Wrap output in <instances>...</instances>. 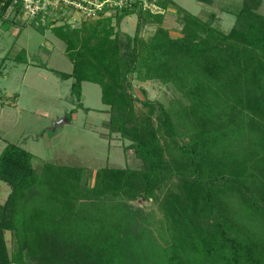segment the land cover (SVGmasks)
<instances>
[{"label": "trees", "instance_id": "16d2710c", "mask_svg": "<svg viewBox=\"0 0 264 264\" xmlns=\"http://www.w3.org/2000/svg\"><path fill=\"white\" fill-rule=\"evenodd\" d=\"M262 4L243 0L229 31L216 12L182 9L177 37L143 0L77 27L47 26L66 44L73 69L60 76L73 79L79 105L83 82L99 84L110 135L128 140L141 164L101 167L89 184L85 168L47 162L38 170L32 152L7 143L0 264H264ZM133 13L130 34L120 25ZM147 23L158 26L145 37ZM133 79H158L181 96L168 106L139 99ZM138 198L158 204V233Z\"/></svg>", "mask_w": 264, "mask_h": 264}, {"label": "rangeland", "instance_id": "374dc122", "mask_svg": "<svg viewBox=\"0 0 264 264\" xmlns=\"http://www.w3.org/2000/svg\"><path fill=\"white\" fill-rule=\"evenodd\" d=\"M144 1L156 9L149 0ZM175 1L200 17L207 18L216 12L224 31L233 27L235 12L243 4V0H213L212 4L198 0ZM259 11L264 14V0ZM136 21V14L126 16L120 25L121 30L134 34ZM180 22L177 13L172 12L167 15L165 26L176 35ZM154 29L148 25L141 33L148 37ZM22 49L25 55L17 60ZM65 49V42L51 27L37 25L22 14L0 15V153L7 143H16L32 152L36 169L47 162L83 167L89 184L94 172L101 167L137 168L141 160L134 149L124 148L129 141L121 139L118 134L110 135V113L102 101L101 86L83 82V105L80 106L71 91L73 79L60 76L61 72L73 69ZM132 82L139 99L148 97L168 106L181 96L172 84L158 79H133ZM137 104L141 106L140 102ZM60 120L62 122L55 125ZM0 185V201L4 202L11 187L2 181ZM134 205L140 206L138 203ZM140 207L158 233L163 218L158 204L149 200ZM6 237L12 249L11 232L8 231Z\"/></svg>", "mask_w": 264, "mask_h": 264}, {"label": "built area", "instance_id": "2783aa9c", "mask_svg": "<svg viewBox=\"0 0 264 264\" xmlns=\"http://www.w3.org/2000/svg\"><path fill=\"white\" fill-rule=\"evenodd\" d=\"M134 0H0V14L24 15L37 25L55 26L68 22L77 27L82 21L110 15ZM13 13V14H12ZM3 15V16H4Z\"/></svg>", "mask_w": 264, "mask_h": 264}, {"label": "crops", "instance_id": "0c3cea01", "mask_svg": "<svg viewBox=\"0 0 264 264\" xmlns=\"http://www.w3.org/2000/svg\"><path fill=\"white\" fill-rule=\"evenodd\" d=\"M144 1V0H143ZM148 1V0H147ZM150 1V4H152L153 6H155V8L156 9H153L151 6H148L145 2L146 1H144V4H145V7H149L153 12H160V13H162L163 15H164V26H165V22H166V19H167V15L168 14H171L172 12H174V13H177V15L180 17V20H181V22H180V28H179V32L176 34V35H173L172 33H171V31H170V33L173 35V36H180L181 35V26H182V24H183V22H182V19H181V16H182V14H183V11H182V9H184L183 7H180L179 5H178V3L175 1V0H172V1H174L175 3L173 4V3H169L168 4V6H166V7H163V6H160V5H158V3H155V1L154 0H149ZM133 14H136L137 15V13H133ZM202 18H204V17H202ZM124 20V19H123ZM123 20H122V22H123ZM137 22H138V16H137V21H136V24H137ZM121 25H122V23H121ZM152 26V27H155V29H154V31L156 30V28H157V26H158V24H156V23H147L144 27H147V26ZM166 27V26H165ZM122 31H124V30H122ZM124 32H126V31H124ZM128 33V32H127ZM154 33V32H153ZM152 33V34H153ZM2 187H1V185H0V189H1ZM7 189V188H6ZM5 192H7V191H5ZM8 193H9V190H8ZM8 193H7V195H6V198H7V196H8ZM5 198V199H6ZM1 202V201H0ZM3 203V202H2Z\"/></svg>", "mask_w": 264, "mask_h": 264}, {"label": "water", "instance_id": "95a60500", "mask_svg": "<svg viewBox=\"0 0 264 264\" xmlns=\"http://www.w3.org/2000/svg\"><path fill=\"white\" fill-rule=\"evenodd\" d=\"M61 122L62 121L60 120V121L56 122L55 125L57 123H61ZM146 201H148L146 198H138L137 200L133 201V204L138 203L140 206H142L143 202H146Z\"/></svg>", "mask_w": 264, "mask_h": 264}]
</instances>
